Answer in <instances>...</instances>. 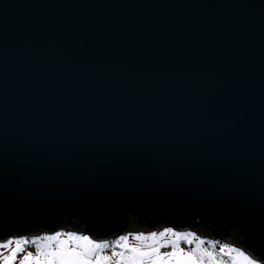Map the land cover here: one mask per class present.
I'll return each mask as SVG.
<instances>
[{"label": "water", "instance_id": "water-1", "mask_svg": "<svg viewBox=\"0 0 264 264\" xmlns=\"http://www.w3.org/2000/svg\"><path fill=\"white\" fill-rule=\"evenodd\" d=\"M129 217L264 257V0H0V235Z\"/></svg>", "mask_w": 264, "mask_h": 264}, {"label": "snow or ice", "instance_id": "snow-or-ice-1", "mask_svg": "<svg viewBox=\"0 0 264 264\" xmlns=\"http://www.w3.org/2000/svg\"><path fill=\"white\" fill-rule=\"evenodd\" d=\"M205 241L195 232L172 227L128 232L111 241L63 230L31 237L9 235L0 239V264H228L214 250L216 242L208 241L213 245L208 247ZM225 249L230 250L226 255H231V250L238 253L231 264H259L232 245H223L219 253Z\"/></svg>", "mask_w": 264, "mask_h": 264}, {"label": "rangeland", "instance_id": "rangeland-1", "mask_svg": "<svg viewBox=\"0 0 264 264\" xmlns=\"http://www.w3.org/2000/svg\"><path fill=\"white\" fill-rule=\"evenodd\" d=\"M128 226L126 227L125 230L121 231H107V237L108 240H114L116 239L117 236L121 235V234H126L128 232H136V231H143V232H149V231H161L163 230V228L165 227H172L175 228L177 231H181V232H195L197 234V237H205L206 238V245L208 247H213V245L208 244V241H215L216 244L214 245V250H216L218 252L219 255L223 256L226 261L228 262V264H231L232 258L234 256H238V253H236L234 250H231V255H226V253H228L230 250L225 249V253H219V249L223 246V245H232L233 249L235 248H239L241 251H243L240 247H237L235 245H233L229 239H233L236 238L238 239V235L236 233V231L232 230V229H228L226 231L225 234L223 235H216L210 227H208L206 224L204 223H200L197 222L196 224H192L191 226L187 227L186 229H181L180 227H174L173 223L169 222V224L165 223L164 221L160 220L157 224L155 225H151V224H140L138 223L136 220L132 219L131 217L128 218ZM146 228V229H145ZM63 230L64 232H69V231H75V232H80V233H84V234H88V235H92L90 233V231L78 226L77 223L72 222L70 224H60L58 226H56L55 228L51 229V230H47L43 227H40L36 232H32V233H16V234H11V235H25L28 237L34 236V235H42L44 233H50L53 231H61ZM209 233V235H208ZM8 236H6L5 238H7ZM4 238V239H5ZM96 239V238H95ZM131 239V238H130ZM100 240V239H99ZM185 247H188V245H183ZM194 246V245H193ZM242 246V245H241ZM248 251V250H246ZM244 252V251H243ZM260 259H262V257H260Z\"/></svg>", "mask_w": 264, "mask_h": 264}, {"label": "trees", "instance_id": "trees-1", "mask_svg": "<svg viewBox=\"0 0 264 264\" xmlns=\"http://www.w3.org/2000/svg\"><path fill=\"white\" fill-rule=\"evenodd\" d=\"M171 223H173V225H174V227H180V228H187V227H189V226H191L192 224H191V222L188 220V219H185L184 221H183V223L181 224V226H178L175 222H174V220H172V221H170ZM65 224H67V223H65ZM128 222H127V224L122 228V229H120L121 231H123V230H125L126 229V227L128 226ZM40 227H43V228H45V229H47V230H51V229H53V228H50L49 227V225L47 224V223H44V222H42V223H40L38 226H34V225H32L31 226V228H29V229H26V230H20V231H14V230H11L6 236H9V235H11V234H16V233H32V232H36ZM92 235H94V236H96L98 239H101V238H103V237H105L104 235H102V234H100V233H93V232H90ZM5 236V237H6ZM5 237H3V236H1L0 235V239H4ZM262 258H264V257H262Z\"/></svg>", "mask_w": 264, "mask_h": 264}, {"label": "bare ground", "instance_id": "bare-ground-1", "mask_svg": "<svg viewBox=\"0 0 264 264\" xmlns=\"http://www.w3.org/2000/svg\"><path fill=\"white\" fill-rule=\"evenodd\" d=\"M146 229V228H145ZM107 231H111L110 229H108ZM208 235H209V233H208ZM229 241L233 244V245H235V246H237V247H240L243 251H244V249H243V247L241 246V243L239 242V240L238 239H236V238H231V239H229ZM245 253L248 255V256H251V257H253L252 256V254L249 252V251H246L245 250ZM256 260L259 262V264H262L261 263V259H259V258H256Z\"/></svg>", "mask_w": 264, "mask_h": 264}]
</instances>
